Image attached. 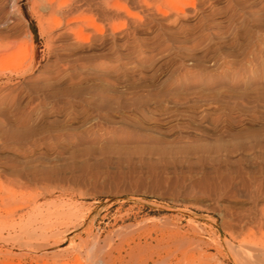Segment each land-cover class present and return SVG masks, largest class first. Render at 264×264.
Instances as JSON below:
<instances>
[{
    "label": "rangeland",
    "instance_id": "rangeland-1",
    "mask_svg": "<svg viewBox=\"0 0 264 264\" xmlns=\"http://www.w3.org/2000/svg\"><path fill=\"white\" fill-rule=\"evenodd\" d=\"M0 264H264V0H0Z\"/></svg>",
    "mask_w": 264,
    "mask_h": 264
},
{
    "label": "bare ground",
    "instance_id": "bare-ground-1",
    "mask_svg": "<svg viewBox=\"0 0 264 264\" xmlns=\"http://www.w3.org/2000/svg\"><path fill=\"white\" fill-rule=\"evenodd\" d=\"M140 1H141V0H140ZM51 3H52V2H50V3H49V2H43L42 5H43L44 7H47V6H49ZM51 6H52V4H51ZM51 6H49V8H50ZM49 8H48V9H49Z\"/></svg>",
    "mask_w": 264,
    "mask_h": 264
},
{
    "label": "water",
    "instance_id": "water-1",
    "mask_svg": "<svg viewBox=\"0 0 264 264\" xmlns=\"http://www.w3.org/2000/svg\"><path fill=\"white\" fill-rule=\"evenodd\" d=\"M30 27H31V29L33 30L34 35H35V37H36V36H37V33H36V29H35V27H34L33 25H30Z\"/></svg>",
    "mask_w": 264,
    "mask_h": 264
}]
</instances>
